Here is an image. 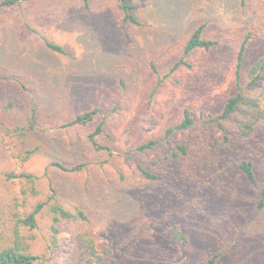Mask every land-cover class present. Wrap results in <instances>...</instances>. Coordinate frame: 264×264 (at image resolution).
<instances>
[{"label": "rangeland", "instance_id": "1", "mask_svg": "<svg viewBox=\"0 0 264 264\" xmlns=\"http://www.w3.org/2000/svg\"><path fill=\"white\" fill-rule=\"evenodd\" d=\"M30 1L0 10V245L18 241L19 233L21 246L47 253V264H90L80 236L93 239L100 252L105 245L118 248V264H201L214 255L217 264H264V210L256 209L260 195L237 169V162L251 159L264 185V122L250 137L221 146L225 161L233 164L224 184L216 178L203 193L187 183L183 191L177 189L185 185L180 164L170 167L161 184L141 178L137 164L160 170L155 161L168 147L146 155L132 152L148 139L162 138L167 127L181 121L185 107L197 120L202 112H222L236 93L237 45L229 37L253 17L263 28L247 51L245 84L248 69L264 56V0H250L261 7L257 17L240 0H130L141 26L127 27L116 0H90L88 7L83 0ZM200 22L209 23L220 44L197 53L193 68L182 66L165 80L149 105L152 63L162 73L174 65ZM44 39L66 53L51 51ZM95 105L107 113L114 151L108 162L87 141L86 129L63 127ZM198 125L172 138L187 140L193 157L225 134ZM226 128L234 131V123ZM54 161L89 165L68 173L52 167ZM46 201L36 228L22 223ZM54 202L87 215L86 221L59 222L56 246L47 213ZM175 229L188 237L185 245L173 239Z\"/></svg>", "mask_w": 264, "mask_h": 264}, {"label": "trees", "instance_id": "2", "mask_svg": "<svg viewBox=\"0 0 264 264\" xmlns=\"http://www.w3.org/2000/svg\"><path fill=\"white\" fill-rule=\"evenodd\" d=\"M30 3V0H0V10L13 9L22 6L25 3ZM85 6H90V0H83ZM241 6L250 7L252 13L256 16L259 15L261 7H258L250 0H240ZM116 6L121 13V22L123 26H141L139 18L134 13L135 5L130 0H116ZM257 17V16H256ZM260 18V16H259ZM245 26H238L233 30V33L229 37L230 41L237 45V51L234 60L235 70V95L228 98L223 110L220 114L214 116L208 114L204 116L202 112L198 116V120L193 116L192 111L185 107L183 109L181 121L175 125H171L164 130V136L162 138L148 139L138 144L132 152L139 155H146L155 150H161L168 147L169 152L163 157L155 161L158 164L160 170H150L142 164H137V169L141 178L147 183L161 184L168 180V173L172 171L170 167L174 164H180L182 169L179 171L180 179L185 185L177 186V189L183 191L186 183L194 185L195 191L204 192V187H211L213 181L220 178L221 184L225 183L224 178L227 177L228 168L233 164L232 160H226V156L220 151L223 144L229 148L232 146V141L237 138L250 137L257 129L258 124L264 122V56L260 57L252 66L248 69L247 79L243 84V73L246 61V55L248 48L253 43L257 36L262 33V29L259 25L254 24L253 21ZM246 29L242 32V29ZM44 43L51 51L58 54H65L64 48L51 41L44 39ZM220 44L218 38L209 33V23L200 22L195 25L189 35L186 38L183 52L174 65L164 71L152 63L153 71V87L148 94V104L151 105V101L154 99L160 88L163 86L165 80H168L172 75L182 66L184 68H193L192 59L197 53L211 52ZM136 70L135 67L132 71ZM120 84L126 87V79L121 77L119 79ZM35 114L32 115L30 121L33 125ZM229 122L234 123V131H229L226 128V124ZM0 124L2 121L0 119ZM198 124H204V126L215 129L218 132L225 133L223 138L214 137L210 139L208 147L204 148L198 153L197 157H193L191 152L190 143L184 140L180 143L173 142L172 138L176 133L186 132L189 130L197 129ZM64 128H82L86 129V139L91 144L93 149L99 153L104 154L107 158L104 162H108L109 158L114 155L112 150L111 135L107 131V113L103 109L95 105L88 110L77 112L74 118L63 125ZM17 132L24 134L22 128H18ZM228 133H233V136H229ZM225 161V164L221 168V164ZM55 169L68 172V173H80L88 168L87 162H75L72 164H65L60 161H54L50 164ZM237 169L245 177L246 181L259 193L260 198L257 202V211L264 210V185H262L257 177L254 162L251 159H242L237 162ZM54 197H51L53 200ZM49 204L48 201L41 202L37 205L34 211L22 221L26 226L31 228L37 227V216L40 214L44 206ZM48 216L52 222L51 230L54 235L53 245L56 246V235L59 233L57 227L58 223L62 220H79L86 221V213L76 208L75 210L67 209L59 202H54L49 206L47 210ZM168 218L166 219V221ZM152 221L150 224H152ZM145 225L142 224L139 228L140 234L144 230ZM17 240L19 241V233L17 234ZM173 239L181 242L185 245L188 242V237L180 230L175 229L172 232ZM138 236V235H137ZM81 251L82 254L88 256L90 264H118L121 251L118 248H112L106 246L100 252L96 246V243L91 238L80 236ZM56 240V241H55ZM18 241H13L10 244L0 245V264H47L49 257L47 253L37 254L31 252L29 247L21 246ZM1 243V241H0ZM50 246V245H49ZM218 255H214L212 258L204 261L201 264H217Z\"/></svg>", "mask_w": 264, "mask_h": 264}]
</instances>
